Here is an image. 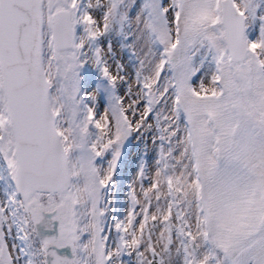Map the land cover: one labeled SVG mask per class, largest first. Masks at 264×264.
<instances>
[{
  "label": "snow or ice",
  "instance_id": "snow-or-ice-1",
  "mask_svg": "<svg viewBox=\"0 0 264 264\" xmlns=\"http://www.w3.org/2000/svg\"><path fill=\"white\" fill-rule=\"evenodd\" d=\"M0 264H264V0H0Z\"/></svg>",
  "mask_w": 264,
  "mask_h": 264
}]
</instances>
